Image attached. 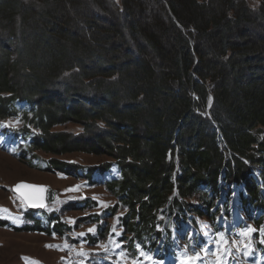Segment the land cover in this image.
I'll use <instances>...</instances> for the list:
<instances>
[{
    "label": "trees",
    "instance_id": "obj_1",
    "mask_svg": "<svg viewBox=\"0 0 264 264\" xmlns=\"http://www.w3.org/2000/svg\"><path fill=\"white\" fill-rule=\"evenodd\" d=\"M254 1L0 0V120L20 119L5 131L23 137L32 166L103 185L115 197L87 216L98 224L90 243L103 236V215L125 208L126 248L134 253L139 243L159 260L175 257L174 230L186 239L199 217L221 228L220 200L231 216L235 191L260 236L264 0ZM68 124L81 128L58 129ZM77 152L108 159L61 157ZM72 202L99 204L88 195ZM26 215L32 224L0 218V227L71 230L57 212Z\"/></svg>",
    "mask_w": 264,
    "mask_h": 264
},
{
    "label": "rangeland",
    "instance_id": "obj_2",
    "mask_svg": "<svg viewBox=\"0 0 264 264\" xmlns=\"http://www.w3.org/2000/svg\"><path fill=\"white\" fill-rule=\"evenodd\" d=\"M20 124L18 118L0 120V129L16 130ZM80 128L73 124L58 127L74 132ZM38 153L45 158L53 157L42 151ZM31 155L24 156L21 152L13 155L0 145V218L10 219L20 226L32 224L33 219L26 215L27 205L14 193L13 187L20 182L47 184L59 190L61 198L47 210L52 213L58 212L61 221L71 226V230L60 235L40 230L18 231L0 227V264H176L172 261L175 257L171 256L170 250L167 251V255L171 257L159 260L153 252L146 250L139 243L136 244L137 251L132 253L120 242L123 227L120 226L119 216L126 212L125 208L120 209L113 217L103 215L101 219L103 236L99 237L98 243H90L86 236L88 233H97L98 224L87 216L102 213L115 202V197L103 185H90L85 179L39 170L31 165L30 161L33 159ZM61 157L88 165H98L108 159L81 152ZM258 172L259 170L257 174ZM86 195L96 198L99 204L89 209L74 207L72 201H79ZM235 196L232 198L231 206H236L237 210H231L232 215L229 217L224 210L225 200L224 202L220 200L222 212L218 214L215 224H219L221 228L216 229L210 219L199 217L197 220L199 224L196 227L192 225L189 227L194 231L189 232L187 240L177 235V251L180 258L191 257L197 264L201 260H207V264H227L230 260V246L236 247L241 254L244 252L251 255L252 249H257L260 253L259 242L264 243V225L260 230V236H256L254 234L256 225L253 221L247 220L241 197L237 192ZM192 201L196 202L197 199L194 198ZM65 207L68 209L65 210ZM189 217H193L190 212ZM197 233L204 240L200 238L196 242L193 238L197 237ZM165 246L169 247L167 243ZM192 249H199V252ZM250 263L264 264V256H259Z\"/></svg>",
    "mask_w": 264,
    "mask_h": 264
},
{
    "label": "water",
    "instance_id": "obj_3",
    "mask_svg": "<svg viewBox=\"0 0 264 264\" xmlns=\"http://www.w3.org/2000/svg\"><path fill=\"white\" fill-rule=\"evenodd\" d=\"M211 105L212 97L209 106ZM13 191L20 195L31 209H42L60 197L59 190L47 184L20 182L13 187Z\"/></svg>",
    "mask_w": 264,
    "mask_h": 264
},
{
    "label": "built area",
    "instance_id": "obj_4",
    "mask_svg": "<svg viewBox=\"0 0 264 264\" xmlns=\"http://www.w3.org/2000/svg\"><path fill=\"white\" fill-rule=\"evenodd\" d=\"M2 140L11 145V149L9 151L11 154L15 155V153H18L16 150V147L19 146V143L16 141L14 135L5 136L2 138ZM235 210H237L236 206H235ZM195 250H197V249H195ZM253 256L258 257V253L253 254ZM234 262H236L237 264H251L250 262H252V261H250V259H248L246 254L243 253V254H239L237 257H234L233 264H234Z\"/></svg>",
    "mask_w": 264,
    "mask_h": 264
},
{
    "label": "snow or ice",
    "instance_id": "obj_5",
    "mask_svg": "<svg viewBox=\"0 0 264 264\" xmlns=\"http://www.w3.org/2000/svg\"><path fill=\"white\" fill-rule=\"evenodd\" d=\"M90 231H91V229H90ZM249 231H251V229Z\"/></svg>",
    "mask_w": 264,
    "mask_h": 264
},
{
    "label": "bare ground",
    "instance_id": "obj_6",
    "mask_svg": "<svg viewBox=\"0 0 264 264\" xmlns=\"http://www.w3.org/2000/svg\"><path fill=\"white\" fill-rule=\"evenodd\" d=\"M222 194H223V191H222Z\"/></svg>",
    "mask_w": 264,
    "mask_h": 264
}]
</instances>
